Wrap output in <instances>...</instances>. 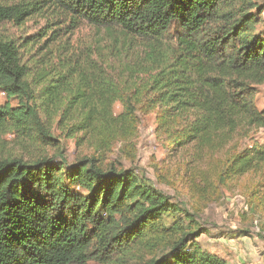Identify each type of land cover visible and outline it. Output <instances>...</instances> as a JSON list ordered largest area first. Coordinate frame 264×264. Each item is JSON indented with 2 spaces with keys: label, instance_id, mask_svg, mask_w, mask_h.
Instances as JSON below:
<instances>
[{
  "label": "trees",
  "instance_id": "trees-1",
  "mask_svg": "<svg viewBox=\"0 0 264 264\" xmlns=\"http://www.w3.org/2000/svg\"><path fill=\"white\" fill-rule=\"evenodd\" d=\"M256 8L264 10L257 0H0V87L23 97L35 81L4 35L6 23L50 9L70 17L73 29L85 21L114 27L122 42L79 53L76 71L71 52L59 62L65 76L50 78L58 69L47 64L50 86L75 81L89 91L74 104L85 99V110H65L62 119L76 115L78 130L106 143L111 136L101 121L117 100L124 105L117 120L127 129L139 108L158 109L159 126L185 150L192 179L228 182L251 173L259 178L253 197L263 195L264 144L238 145L264 128L253 90L264 83ZM141 40L146 57L120 71L115 61L122 62L126 43ZM93 54L103 56L102 66ZM8 114L0 109V123ZM14 117L16 127L45 144L50 139L36 109ZM199 231L186 209L136 169L105 168L95 156L79 157L67 170L47 156L0 158V264H229L199 245Z\"/></svg>",
  "mask_w": 264,
  "mask_h": 264
},
{
  "label": "rangeland",
  "instance_id": "rangeland-1",
  "mask_svg": "<svg viewBox=\"0 0 264 264\" xmlns=\"http://www.w3.org/2000/svg\"><path fill=\"white\" fill-rule=\"evenodd\" d=\"M19 1L4 0L6 3ZM257 6L264 9V0H257ZM258 9L254 10L259 21L255 32L264 35V10L260 14ZM72 25L70 17L56 16L50 9H43L25 17L21 23L8 22L4 26V35L18 46L22 62L35 81L30 93L23 97L8 94L0 87V109L9 112L8 119L0 123V158L20 156L32 160L47 156L67 170L79 157L95 156L105 168L114 165L136 169L158 190L186 209L200 225L198 236L200 232L201 235L196 240L203 249L223 257L229 264H264V202L258 203L264 199V194L252 195L259 180L257 175L250 173L228 182L213 179L205 183L199 178L192 179L185 150L176 149L168 133L159 126L158 109L139 108L127 129L117 120L124 111V105L117 100L101 121L111 136L106 143H101L100 135L94 131L78 130L76 115L71 114L72 119H62L65 110L69 113L80 108L85 110V99L82 98L77 107L74 104L89 91L75 81L63 87L50 86L48 79L43 78L47 70L58 69L50 78L65 76L66 71L59 64L63 54H73L71 63L76 71L82 64L79 53H88L98 46L109 47L115 39L122 42V31L114 27L95 26L86 21L75 29ZM175 33L172 29L168 39L172 40ZM126 45L122 55L124 62L115 61L120 71L123 63L132 65L146 57L149 50L143 40ZM93 56L102 66L103 56ZM47 64H52L50 69ZM253 90L256 106L264 110V83L254 85ZM93 101L99 105L95 98ZM28 107L41 114L50 136L46 144L35 138L31 131L15 126V114ZM254 143L264 144V128L238 141L239 148ZM73 189L81 191L80 188ZM86 264L104 263L90 260Z\"/></svg>",
  "mask_w": 264,
  "mask_h": 264
}]
</instances>
